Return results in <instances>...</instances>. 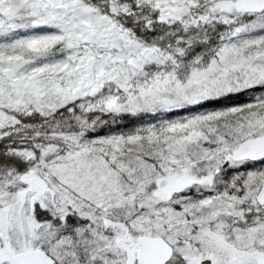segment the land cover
Instances as JSON below:
<instances>
[{"label": "snow or ice", "instance_id": "1", "mask_svg": "<svg viewBox=\"0 0 264 264\" xmlns=\"http://www.w3.org/2000/svg\"><path fill=\"white\" fill-rule=\"evenodd\" d=\"M0 264H264V0H0Z\"/></svg>", "mask_w": 264, "mask_h": 264}]
</instances>
